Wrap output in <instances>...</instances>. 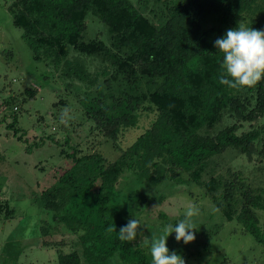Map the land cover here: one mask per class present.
<instances>
[{"label":"trees","instance_id":"1","mask_svg":"<svg viewBox=\"0 0 264 264\" xmlns=\"http://www.w3.org/2000/svg\"><path fill=\"white\" fill-rule=\"evenodd\" d=\"M7 8L34 58L65 81L70 95L53 104L58 130L49 131L43 115L40 122L72 165L31 193L33 202L53 213L54 224L43 225L44 233L61 225L77 235L72 251L60 253L56 264H151L142 243L121 241L108 228L119 232L152 203L162 204L166 192L150 191L161 184H197L225 221L235 220L237 229L264 244V181L255 179L264 164L256 166L253 180L221 164L228 150L263 161L264 80L240 90L220 84L223 54L214 46L240 22L264 30V0H12ZM89 15L104 24L108 42L88 35ZM38 91L30 88L26 95L33 98ZM12 99L6 103L17 102ZM23 103L14 106L7 126L28 141L18 126ZM72 103L94 123L95 133L117 146L143 112L155 110L157 117L109 159L100 150L83 151L69 135L55 139L59 129H69L59 109L71 113ZM43 144L44 136L26 148ZM0 212L16 215L10 200L0 202ZM181 219L183 214L173 225Z\"/></svg>","mask_w":264,"mask_h":264},{"label":"rangeland","instance_id":"2","mask_svg":"<svg viewBox=\"0 0 264 264\" xmlns=\"http://www.w3.org/2000/svg\"><path fill=\"white\" fill-rule=\"evenodd\" d=\"M11 1L0 0V202L10 200L16 215L7 218L5 212H0V264H56L60 253L72 251L77 235L61 225L57 230L49 228L51 230L44 233L41 229L43 225L54 224L53 213L33 202L31 193L51 184L60 172L72 165V160L63 157L59 152L60 147L48 138L40 122L43 115L49 131L58 130L60 126L54 123L52 116L56 112L53 104L59 98L70 95L66 92L65 81L59 79L44 61L34 58L32 49L23 38L22 29L13 23V16L7 8ZM88 22L89 36H99L109 41L106 27L97 17L89 15ZM36 87L39 90L37 95L29 98L26 90ZM12 97L17 102L7 104V100L13 101ZM20 102L24 103L18 126L24 127L28 141L18 139L14 130L7 126L16 112L14 106L19 107ZM65 108L59 109V117ZM156 117L155 110L143 112L139 124L124 131L117 146L95 133L94 123L87 120L79 107L74 105L66 122L68 131L59 129L54 136L62 140L69 135L73 143L81 145L83 151L100 150L107 158L115 159L120 154L119 147L125 148L131 144ZM37 119L38 122L34 123ZM261 123H264V118ZM42 136L45 145L27 150V145L39 141ZM221 157V164L225 163L223 166L228 164L232 168L242 169L251 180L258 175L256 166L264 164V159L257 161V156L249 159L233 150H228ZM219 167V170L226 168ZM255 179L264 181V173ZM164 185L150 189L164 190L167 197L162 204L155 202L149 205L144 211L145 216L135 217L141 222L138 232L142 231L149 238L161 235L164 225L173 224L189 205L195 203L200 209V214L193 218L198 229L196 239L188 244L177 242L173 233L167 240L170 251L181 255L185 264H264V244L259 243L252 234L237 229L239 225L235 220L225 221L205 195L204 189L195 183L176 188H166ZM117 204V200L112 203V210L115 211ZM119 213V218H127L123 211ZM160 213L167 216L163 218ZM222 224L220 231L215 233V228ZM208 230L213 231L207 233ZM44 240L50 243L44 245ZM132 242L142 243L150 255V243H143L139 235ZM114 264L120 263L115 261Z\"/></svg>","mask_w":264,"mask_h":264},{"label":"clouds","instance_id":"3","mask_svg":"<svg viewBox=\"0 0 264 264\" xmlns=\"http://www.w3.org/2000/svg\"><path fill=\"white\" fill-rule=\"evenodd\" d=\"M216 49L223 54L220 63L221 74L219 83L230 89L240 90L255 87L264 80V30L247 27L238 23L234 29H228L223 37L214 41ZM69 109L65 108L61 113V122L66 123ZM200 214V209L193 203L189 205L183 214V219L174 225L169 223L163 226L159 236L144 235L139 219H130L127 224L120 228L110 226L108 231L115 232L121 241H135L139 235L143 243H150L151 264H185L184 258L167 247V240L175 233L177 242L185 244L196 239V225L194 217Z\"/></svg>","mask_w":264,"mask_h":264}]
</instances>
